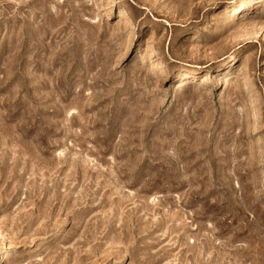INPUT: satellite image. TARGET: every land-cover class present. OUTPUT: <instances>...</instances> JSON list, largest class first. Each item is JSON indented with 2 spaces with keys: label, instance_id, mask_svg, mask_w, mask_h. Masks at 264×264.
Segmentation results:
<instances>
[{
  "label": "rangeland",
  "instance_id": "1",
  "mask_svg": "<svg viewBox=\"0 0 264 264\" xmlns=\"http://www.w3.org/2000/svg\"><path fill=\"white\" fill-rule=\"evenodd\" d=\"M0 264H264V0H0Z\"/></svg>",
  "mask_w": 264,
  "mask_h": 264
},
{
  "label": "bare ground",
  "instance_id": "2",
  "mask_svg": "<svg viewBox=\"0 0 264 264\" xmlns=\"http://www.w3.org/2000/svg\"><path fill=\"white\" fill-rule=\"evenodd\" d=\"M246 1V0H245ZM245 6H248V4L247 5H245Z\"/></svg>",
  "mask_w": 264,
  "mask_h": 264
}]
</instances>
